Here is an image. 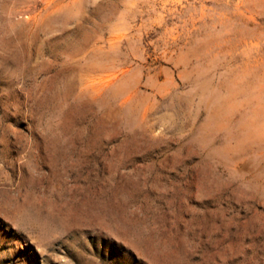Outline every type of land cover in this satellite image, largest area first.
I'll list each match as a JSON object with an SVG mask.
<instances>
[{
    "label": "rangeland",
    "instance_id": "rangeland-1",
    "mask_svg": "<svg viewBox=\"0 0 264 264\" xmlns=\"http://www.w3.org/2000/svg\"><path fill=\"white\" fill-rule=\"evenodd\" d=\"M0 264H264V0H0Z\"/></svg>",
    "mask_w": 264,
    "mask_h": 264
}]
</instances>
